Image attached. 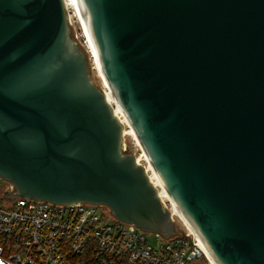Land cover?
I'll return each mask as SVG.
<instances>
[{"label": "water", "instance_id": "obj_1", "mask_svg": "<svg viewBox=\"0 0 264 264\" xmlns=\"http://www.w3.org/2000/svg\"><path fill=\"white\" fill-rule=\"evenodd\" d=\"M103 72L217 264H264V0H77ZM65 0H0V177L183 232L93 80Z\"/></svg>", "mask_w": 264, "mask_h": 264}, {"label": "built area", "instance_id": "obj_2", "mask_svg": "<svg viewBox=\"0 0 264 264\" xmlns=\"http://www.w3.org/2000/svg\"><path fill=\"white\" fill-rule=\"evenodd\" d=\"M12 188L0 177V264H217L195 230L178 225L172 206L183 232L164 238L105 205L1 197Z\"/></svg>", "mask_w": 264, "mask_h": 264}, {"label": "bare ground", "instance_id": "obj_3", "mask_svg": "<svg viewBox=\"0 0 264 264\" xmlns=\"http://www.w3.org/2000/svg\"><path fill=\"white\" fill-rule=\"evenodd\" d=\"M65 2H66L67 9L73 8V9L75 10L76 15H78V18L81 20L82 24L85 26V33H86V35H87V43H88L89 46L91 47V51H92V53H93L94 60H95V62L97 63V66H98V68H99V71L101 72V74L104 76V78H105V80H106V81H105V82H106L105 87H106L107 100L112 104L113 109H114V111H115V114H117L118 117H119L120 119L122 118V120H121L122 122H123V121L125 122V124H126V131L124 130L125 133L130 132V133H132L135 137H136V136L138 137V135H137V133H136L134 127L132 126V124H131V122H130L128 116H127L126 113L122 110V108L120 107L119 103L117 102V100H116V98H115V96H114V94H113V92H112V88H111V86H110V84H109V82H108V80H107V78H106V76H105V74H104V72H103V69H102V66H101L100 59H99V57H98V55H97L96 49H95V47H94V44H93V41H92V38H91L90 32H89L88 27H87V25H86V22H85V20H84L83 14H82L81 9H80V6H79V4H78V1H77V0H65ZM73 12H74V11H73ZM123 124H124V123H123ZM125 133H124V134H125ZM138 139H139V137H138ZM139 141H140V139H139ZM140 143H141V141H140ZM141 146H142V144H141ZM142 148H143V146H142ZM143 150H144L143 155H144V157L146 158V160L148 161V165L146 166V167H147L146 169L149 170V171L152 170V171L150 172V174H151L150 178L152 179L153 183H154L156 186H159V188H160L159 194H160L161 198L163 199V196H164V197L166 196L167 198H169V199H170L169 201H171V203H172V210H173V213H174L175 215H178V216L180 217L181 220H184V222H185L189 227L192 228V226L190 225V223L188 222V220L186 219V217H185V216L179 211V209H178L176 203L174 202V200L172 199V197H171V195L169 194L168 190L166 189V187H165V185H164V183H163L161 177L159 176V174H158L157 171L155 170V168H154V166H153V164H152V162H151V160H150V158H149L147 152L145 151L144 148H143ZM137 160L140 162V157H139ZM159 188H158V190H159Z\"/></svg>", "mask_w": 264, "mask_h": 264}, {"label": "rangeland", "instance_id": "obj_4", "mask_svg": "<svg viewBox=\"0 0 264 264\" xmlns=\"http://www.w3.org/2000/svg\"><path fill=\"white\" fill-rule=\"evenodd\" d=\"M74 11V12H73ZM68 13H69V20L70 23L72 24V26L75 29L76 32V36L79 39V41L81 42V44L85 47L88 48V53H89V60H90V64L92 67V75H93V80L95 81L96 84H100L101 87L106 91V80L104 78V76L101 74V72L99 71V68L97 66V63L94 60V56L93 53L91 51V47L89 46V44L87 43V35L85 33V26L82 24L81 20L78 18V15H76L75 10L73 8L68 9ZM86 40V41H85ZM87 44V45H86ZM122 120V118H121ZM124 123V129L126 131V124ZM124 147L127 149V151H133L136 154L137 159L140 157V163H142L145 168H147L146 166L148 165V161L146 160V158L143 155V148L141 146V143L138 139V137L134 136L132 133L128 132L124 134ZM147 170V169H146ZM152 170H147L149 176H151L150 172ZM159 188V186H157ZM160 191V188H159ZM163 199L165 200V204L167 205V207H171L172 203L171 201H169L170 199L167 198L166 196H163ZM175 219L178 223V225L183 224L182 220L180 219V217L178 215H175Z\"/></svg>", "mask_w": 264, "mask_h": 264}]
</instances>
